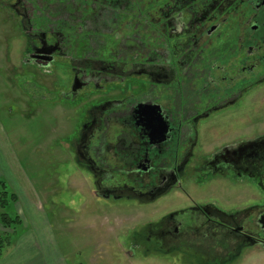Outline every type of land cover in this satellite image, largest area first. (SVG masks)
Wrapping results in <instances>:
<instances>
[{
    "label": "flooded vegetation",
    "instance_id": "obj_1",
    "mask_svg": "<svg viewBox=\"0 0 264 264\" xmlns=\"http://www.w3.org/2000/svg\"><path fill=\"white\" fill-rule=\"evenodd\" d=\"M1 7L25 40L32 76L64 63L70 83L59 94L89 101L65 149L92 195L143 208L174 191L190 200L130 227L129 254L145 247L169 264H235L246 248L264 247V204L227 211L186 191L231 177L264 193V135L200 153L210 132L203 122L264 85V0H0Z\"/></svg>",
    "mask_w": 264,
    "mask_h": 264
},
{
    "label": "rangeland",
    "instance_id": "obj_2",
    "mask_svg": "<svg viewBox=\"0 0 264 264\" xmlns=\"http://www.w3.org/2000/svg\"><path fill=\"white\" fill-rule=\"evenodd\" d=\"M14 22L1 7L0 180L6 193L1 194L0 186V203L6 204L0 213L17 215L20 224H15L14 232L0 224V235L9 233L11 241L0 264H9L13 254H30L34 260L45 256L49 264H169L157 251L147 255L145 247L129 254L126 236L130 227L138 229L190 200L174 191L143 208L92 195L86 172L77 169L65 149L84 120L89 101L82 97L69 101L59 94L70 83L64 63L56 65L52 75L36 69V78L32 76L23 62L25 40ZM263 109L264 85L236 106L212 115L203 122L210 132L200 139V153L264 135ZM187 186L192 200L212 202L227 211L264 204L262 189L248 178L215 177L201 186ZM235 264H264V247L246 248Z\"/></svg>",
    "mask_w": 264,
    "mask_h": 264
},
{
    "label": "trees",
    "instance_id": "obj_3",
    "mask_svg": "<svg viewBox=\"0 0 264 264\" xmlns=\"http://www.w3.org/2000/svg\"><path fill=\"white\" fill-rule=\"evenodd\" d=\"M5 185H6L5 182L3 180H0V186L3 189V191L1 192L2 195H5V193H6V191H5L6 186ZM11 198H13L15 200V198H16L15 194H11ZM5 204H6V201L2 200L0 203V208H4ZM17 223L20 224V219L17 215H15L14 217H11L6 212L0 213V224L4 228L12 229L14 232L15 229L13 227L15 226V224L17 225ZM10 244H11V241H10L9 233H4L3 235H0V257L2 255L5 247L9 246Z\"/></svg>",
    "mask_w": 264,
    "mask_h": 264
},
{
    "label": "crops",
    "instance_id": "obj_4",
    "mask_svg": "<svg viewBox=\"0 0 264 264\" xmlns=\"http://www.w3.org/2000/svg\"><path fill=\"white\" fill-rule=\"evenodd\" d=\"M264 110V109H263ZM1 175V173H0ZM11 261L9 264H49L46 260V257H44V259L42 258V260H34L32 255L30 254H13L11 256ZM42 257V256H40Z\"/></svg>",
    "mask_w": 264,
    "mask_h": 264
},
{
    "label": "water",
    "instance_id": "obj_5",
    "mask_svg": "<svg viewBox=\"0 0 264 264\" xmlns=\"http://www.w3.org/2000/svg\"><path fill=\"white\" fill-rule=\"evenodd\" d=\"M259 224L261 228L264 230V212L259 217Z\"/></svg>",
    "mask_w": 264,
    "mask_h": 264
}]
</instances>
